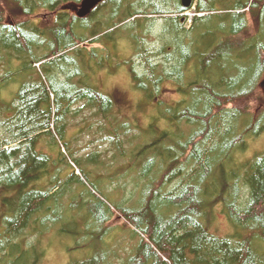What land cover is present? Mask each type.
<instances>
[{
	"label": "trees",
	"instance_id": "trees-1",
	"mask_svg": "<svg viewBox=\"0 0 264 264\" xmlns=\"http://www.w3.org/2000/svg\"><path fill=\"white\" fill-rule=\"evenodd\" d=\"M239 1L198 0L188 26L181 0H104L83 18L80 0H0V196L15 192L1 196L0 264H42L36 245L52 229L91 248L66 264H117L115 214L134 241L121 264H264V152L228 164L247 136L264 132V0L249 11ZM220 10L223 20L213 16ZM120 42H130L129 57ZM121 66L143 101H156L164 127L122 118L92 80ZM167 83L182 99L163 100ZM86 110L99 118L98 139L127 157L113 171L116 198L99 177L95 191L74 192L100 157L79 156L67 139ZM61 142L80 174L63 176ZM217 204L234 228L228 236L211 231Z\"/></svg>",
	"mask_w": 264,
	"mask_h": 264
},
{
	"label": "rangeland",
	"instance_id": "rangeland-1",
	"mask_svg": "<svg viewBox=\"0 0 264 264\" xmlns=\"http://www.w3.org/2000/svg\"><path fill=\"white\" fill-rule=\"evenodd\" d=\"M77 9L80 7V4ZM182 1V0H181ZM250 4L253 7H257L258 5L262 4V0H249ZM198 0H195L193 6L188 9L186 12L182 13L183 15L187 16L188 22L187 25H190L191 18L194 16V11L196 9ZM219 9H223L222 6H217ZM222 10L215 12L216 14L213 16H217L220 20H223L226 15H220L224 12ZM43 14V13H42ZM40 16V15H39ZM42 16V15H41ZM40 16V17H41ZM48 12L44 11V18L47 19ZM150 39H147V41ZM130 43V42H129ZM129 43L120 42L119 47L125 48L121 51L122 56L129 57L133 52L131 51V47L129 48ZM131 45H133L131 43ZM1 71V70H0ZM2 72V71H1ZM92 80L103 90L105 93H109L113 96L115 100L116 107L118 108V112L122 118L131 120L134 124L145 128L151 123L156 124L159 128V125L162 127L165 126V122L153 119V116L158 114L156 101H143L144 97H142L136 88L133 87L130 73L127 71L125 66H121L118 69H115L111 72L109 69H102L98 70L97 72L93 73ZM166 86V85H165ZM19 84H12L10 85L9 89L2 90L1 94L2 97L10 101L14 97V92L18 90ZM167 88L165 89V96H163V100L166 102H173L179 101L182 99V95L179 94V90L174 89V85L167 83ZM264 87V86H263ZM99 118L92 117V111L86 110L84 111L83 115L80 114L75 117V119H71V125H69L67 139L71 142L72 148L78 149L79 156H87L90 155L91 152L97 151L100 154L99 163L87 165V169L92 170V179L90 178L89 183L87 186L81 184L80 186H75L74 192H84L89 191V187H91L92 183L97 181L99 178L103 179V184H105L106 190L108 189L110 194H114L116 198L119 194V186L117 180L112 179L114 176L113 171L117 169V166L124 163L127 160V157L124 158L120 155L116 146L111 143L102 142L98 138L101 135V130L95 126V121ZM180 130L188 131L189 128L187 125H180ZM140 132V131H139ZM138 141L132 146L138 144ZM61 144V149H63L66 162L70 165L63 166L65 173L63 176L67 175L69 177L72 175V168H75V172L80 174L79 170L76 167V164L69 153V150L66 149L64 144ZM238 153H235L232 157L233 163L228 162L229 166H236L238 164H244L254 158L255 155L264 152V132L258 134L256 136L249 135L246 137V147L240 148ZM54 152V151H53ZM57 149L54 153V157L57 160L58 154L56 153ZM234 168V167H233ZM99 177V178H98ZM44 181L41 184L48 183V178L50 175H45ZM131 187V186H129ZM127 188L130 190V188ZM92 188V187H91ZM93 189V188H92ZM94 190V189H93ZM95 191V190H94ZM15 192L13 190H5L2 191L1 196L2 198L9 197L13 195ZM1 196H0V216L4 218L6 212V204L5 202L1 203ZM109 199V195H107ZM68 199L66 200V202ZM111 228V233L113 237L109 238V241L112 243L113 248L118 250L121 254V257L117 258V264H121L124 259V256L130 252L131 246L134 244V241L128 237V232L126 230V220L119 214H115L111 221L109 222ZM211 231L216 233L220 236H228L232 234L233 226L230 224L227 216L222 212L221 204H217L215 207L213 220L210 225ZM55 229H52L46 232L40 242L41 244H37L36 247L39 251H42L41 262L47 264H66L70 260H84L89 257L91 254L90 246H86L84 244L85 241L82 240H75L70 236H60L54 233ZM234 233V232H233ZM32 239V238H31ZM35 239V238H33ZM81 246L76 248L77 245ZM73 247L75 249H73ZM21 261V260H20Z\"/></svg>",
	"mask_w": 264,
	"mask_h": 264
},
{
	"label": "water",
	"instance_id": "water-1",
	"mask_svg": "<svg viewBox=\"0 0 264 264\" xmlns=\"http://www.w3.org/2000/svg\"><path fill=\"white\" fill-rule=\"evenodd\" d=\"M104 0H82L79 9L77 10V16L83 18L88 16L92 10ZM192 0H182L184 7L188 8L191 6Z\"/></svg>",
	"mask_w": 264,
	"mask_h": 264
},
{
	"label": "flooded vegetation",
	"instance_id": "flooded-vegetation-1",
	"mask_svg": "<svg viewBox=\"0 0 264 264\" xmlns=\"http://www.w3.org/2000/svg\"><path fill=\"white\" fill-rule=\"evenodd\" d=\"M238 3H242V0H240ZM250 8H251V5H250V3L248 4V6H247V8L246 9H242L241 11H244V10H250Z\"/></svg>",
	"mask_w": 264,
	"mask_h": 264
}]
</instances>
